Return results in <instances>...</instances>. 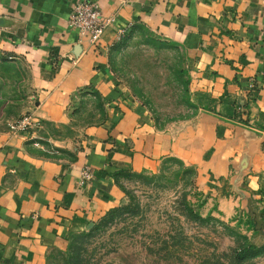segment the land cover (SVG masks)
Returning <instances> with one entry per match:
<instances>
[{"label": "crops", "instance_id": "1", "mask_svg": "<svg viewBox=\"0 0 264 264\" xmlns=\"http://www.w3.org/2000/svg\"><path fill=\"white\" fill-rule=\"evenodd\" d=\"M75 1L0 0V66L22 70L0 85V264H45L116 204L113 172L152 173L166 157L193 168L204 214L264 210V0H95L113 18L97 50L67 24ZM132 25L183 53L186 116L156 126L115 78L108 50ZM80 99L101 113L74 129ZM25 113L45 137L8 130ZM84 166L92 178L79 184Z\"/></svg>", "mask_w": 264, "mask_h": 264}, {"label": "rangeland", "instance_id": "2", "mask_svg": "<svg viewBox=\"0 0 264 264\" xmlns=\"http://www.w3.org/2000/svg\"><path fill=\"white\" fill-rule=\"evenodd\" d=\"M153 37L145 29L134 32L121 47L112 50L109 65L128 94L140 102L161 126L166 120L180 119L189 111L177 81L183 53L177 48L159 49L145 43V40ZM21 72V68L14 65L0 66V85L3 83L6 89L13 84L19 85ZM1 96L0 100L7 95ZM74 111L75 129L96 121L101 108L95 99H80L75 103ZM6 127L9 128L8 123ZM45 127L51 134L60 136L70 135L74 131L70 125L52 127L48 124ZM39 128L35 131L41 138L45 137ZM160 162L155 172H143L152 176L150 179H138L133 175L118 176L116 185L120 197L113 207L127 205L128 211L96 231L85 245L87 255L98 264H232L226 254L235 246V239L222 224L214 220L201 224L184 215L185 203L192 205L201 216L207 215L199 206L200 197L196 196L192 185L194 177L184 173L176 163L167 162L161 166ZM260 210L255 205L249 210H236L232 218H238L237 227V222L231 221L232 218L225 220L216 215L210 216L245 234L250 242L260 245L264 242V228L257 218ZM248 213L255 219L254 231L245 230ZM98 221L99 218L94 224ZM57 257L54 251L47 262L61 264ZM241 264H264V253Z\"/></svg>", "mask_w": 264, "mask_h": 264}, {"label": "trees", "instance_id": "3", "mask_svg": "<svg viewBox=\"0 0 264 264\" xmlns=\"http://www.w3.org/2000/svg\"><path fill=\"white\" fill-rule=\"evenodd\" d=\"M145 28L140 25H132L130 26L123 35H121L117 41H114L112 45L109 47L108 50V61L110 64V56L113 49H118L121 47L124 42L131 37V35L134 34V32H142ZM146 30V29H145ZM145 43L152 46L153 48H170L174 49L178 47L176 44L170 41H165L160 38H157L154 36L151 39L145 40ZM179 51V50H178ZM184 62V56L182 59L181 66L177 70V81L180 84V87L182 88L184 97V103L185 107L188 109V111L193 107V105L188 100L187 95V79H186V70L183 66ZM110 66V65H109ZM188 112L183 115L182 117L186 116ZM181 117V118H182ZM154 121V124L156 126H160L159 123H156L155 119L152 118ZM175 120V119H173ZM172 121L171 119L166 120L164 123ZM163 123V124H164ZM162 126V125H161ZM167 162H173L178 164L180 167H182V171L188 175H191L192 178L194 177V170L190 166H185L182 164L180 160L174 157H166L163 158L160 162L161 166L164 163ZM113 178L115 183L117 184L118 176H136L138 179L147 180L150 179L152 176H148L147 174H144L143 172L138 173H132L129 170L120 169L115 172H113ZM193 185V180H192ZM196 196H198V193L196 192ZM201 200H199V206L201 205ZM128 207L127 205H121L116 207L109 208L100 218L98 223L93 224L91 227H89L86 231H80L78 233L70 234L67 238V246L64 251H55L58 255L57 259L61 262V264H98L96 261H92L90 256L87 255L86 251V243L87 241L93 237V235L96 233V231L101 230L102 228L106 227L109 223H111L116 217L120 216L122 213L127 212ZM183 212L186 217H188L190 220L198 223H206L210 220H214L220 224H222V227L228 232L229 235L234 237L235 246L230 249V251L226 254V256L229 258L230 263L232 264H241L243 261L255 258L257 256H260L264 253V242L260 245H256L252 242H250L246 235L238 232L231 226L224 224L212 216L210 214H207L206 216H201L199 212L195 209H193L192 205H189L188 203H185L183 206ZM247 220L245 221L246 227L245 230H251L254 231L256 229V222L254 217L251 215V213L246 215ZM258 221L262 223V227L264 228V210H260L257 215ZM238 219V218H237ZM235 218H232L231 221H236L235 226H238V221ZM52 252L48 253L46 256V263L48 257L50 256ZM104 264H112V263H104Z\"/></svg>", "mask_w": 264, "mask_h": 264}, {"label": "built area", "instance_id": "4", "mask_svg": "<svg viewBox=\"0 0 264 264\" xmlns=\"http://www.w3.org/2000/svg\"><path fill=\"white\" fill-rule=\"evenodd\" d=\"M113 22L111 16H103L95 0H76L70 9L67 24L76 31L78 41H86L93 50L100 48L101 36ZM126 31V28H118L115 40ZM39 121L30 113L8 123V130L13 134H29L39 128ZM92 178L90 168L84 166L79 171L78 183L88 182Z\"/></svg>", "mask_w": 264, "mask_h": 264}]
</instances>
